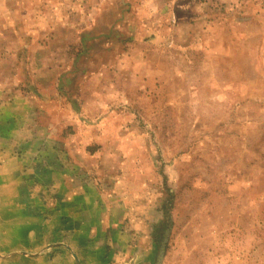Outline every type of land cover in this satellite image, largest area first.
<instances>
[{"label": "rangeland", "instance_id": "obj_1", "mask_svg": "<svg viewBox=\"0 0 264 264\" xmlns=\"http://www.w3.org/2000/svg\"><path fill=\"white\" fill-rule=\"evenodd\" d=\"M0 87V148L71 151L152 264H264V0H0Z\"/></svg>", "mask_w": 264, "mask_h": 264}, {"label": "crops", "instance_id": "obj_2", "mask_svg": "<svg viewBox=\"0 0 264 264\" xmlns=\"http://www.w3.org/2000/svg\"><path fill=\"white\" fill-rule=\"evenodd\" d=\"M9 92L10 87H0V143L25 142L24 135L15 140L10 130L32 124L33 104L25 95L16 92L12 98ZM12 105L16 109L13 113ZM33 155L0 148V187L5 190L0 222L9 232L18 231L15 243L22 254L17 255L20 264L153 263L152 235H142L144 240L150 239L144 245L135 242L133 248L132 239L140 235L133 230L139 227L132 224L128 228L129 223L116 214L117 204L108 213L102 209L105 201L99 192L100 183L92 182L84 165H74L71 151L63 156L59 150H52L48 164H43L40 155ZM61 156L65 163H59ZM2 236L0 264H5L14 248L9 240L14 233L4 232ZM121 238L127 241L121 242Z\"/></svg>", "mask_w": 264, "mask_h": 264}, {"label": "water", "instance_id": "obj_3", "mask_svg": "<svg viewBox=\"0 0 264 264\" xmlns=\"http://www.w3.org/2000/svg\"><path fill=\"white\" fill-rule=\"evenodd\" d=\"M163 256H164V245L162 246V248L160 250L159 257H158L156 264H161Z\"/></svg>", "mask_w": 264, "mask_h": 264}]
</instances>
